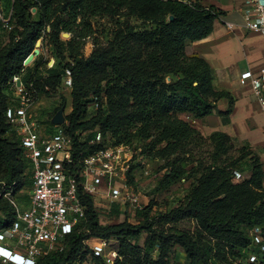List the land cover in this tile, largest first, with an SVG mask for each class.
I'll use <instances>...</instances> for the list:
<instances>
[{"label":"trees","instance_id":"obj_1","mask_svg":"<svg viewBox=\"0 0 264 264\" xmlns=\"http://www.w3.org/2000/svg\"><path fill=\"white\" fill-rule=\"evenodd\" d=\"M0 1L9 18L7 25L0 20V182L15 198L30 202L34 170L7 115L10 107L19 104L14 78L20 77L36 102L41 93L50 94L64 84L67 68L73 78L72 110L62 125L73 137L76 161L108 145L131 146L145 140L150 156L170 161L161 188L171 190L183 178L193 180L170 211L151 215L153 203L141 208L139 223H102L95 195L81 186L84 219L61 241L63 248L39 257L36 264H80L89 259L93 264H109L85 244L91 237L111 240L118 250L112 264H181L175 259L177 246L184 249L188 264H264V259L251 262L248 257L253 243L250 229L260 226L264 235L260 154L249 142L220 130L206 135L182 117L183 113L191 118L228 116L234 107L233 94L215 86L213 67L190 47L213 31L222 9L198 0ZM96 17L113 22L107 41L94 22ZM63 32H69L70 38H64ZM38 39H43L44 48L52 45L61 61L49 65L42 50L26 65ZM89 39L94 49L87 55ZM222 99L229 102L227 110L219 109ZM92 106L96 109L88 117ZM38 116L34 115L37 120ZM54 126L53 122L43 125L48 132ZM90 131L83 141L82 134ZM206 144L211 147L207 155L201 148ZM190 162L196 165L186 169ZM79 167L77 163L72 171ZM23 190L29 191L22 195ZM15 215L11 199L1 197L0 231L12 225ZM180 218L193 219L196 227L176 226ZM168 222L172 225H164Z\"/></svg>","mask_w":264,"mask_h":264},{"label":"built area","instance_id":"obj_2","mask_svg":"<svg viewBox=\"0 0 264 264\" xmlns=\"http://www.w3.org/2000/svg\"><path fill=\"white\" fill-rule=\"evenodd\" d=\"M246 1L244 24L250 31L259 32L264 37V0ZM2 9L0 1V20L7 25L9 18ZM227 26L230 29L235 27L232 22H227ZM14 81L19 104L15 108L10 107L7 115L20 135L34 173L33 186L29 192L30 202L23 208L19 207L14 192L6 189L5 182H0V198H10L16 207L12 225L0 231V238L10 241L0 242V264H36L39 257L63 248L61 241L84 219L85 206L79 194L81 186L85 192L93 195L105 193L112 201L124 199L136 209L143 206L139 194L123 192V185L119 182V178H123V170L129 167L123 157L128 146L108 145L76 161L71 134L62 124H55L52 132L39 128V122L31 112L35 103L34 93L26 90L20 77L16 76ZM241 82L252 86L264 113V66L258 71L247 70L242 73ZM64 85H73L72 71L69 68L66 69ZM100 139L101 134L98 133L96 140ZM77 163L80 164L78 171H72ZM102 181L105 183V191L102 189ZM250 233L253 243L248 251L249 260L255 262L264 259V235L261 227H253ZM110 241L91 237L85 240V244L112 264L118 250Z\"/></svg>","mask_w":264,"mask_h":264},{"label":"crops","instance_id":"obj_3","mask_svg":"<svg viewBox=\"0 0 264 264\" xmlns=\"http://www.w3.org/2000/svg\"><path fill=\"white\" fill-rule=\"evenodd\" d=\"M198 1L218 7L224 14L215 20L208 36L191 42L190 47L211 64L215 86L229 90L235 104L228 116L214 113L204 118H191L188 113H183L182 117L190 119L206 135L220 130L239 142H249L264 162V113L252 86L241 82L242 73L258 71L264 66V37L259 32L250 31L244 24L246 0ZM227 22L234 23L235 27L228 28ZM228 108V100H220L219 109Z\"/></svg>","mask_w":264,"mask_h":264},{"label":"rangeland","instance_id":"obj_4","mask_svg":"<svg viewBox=\"0 0 264 264\" xmlns=\"http://www.w3.org/2000/svg\"><path fill=\"white\" fill-rule=\"evenodd\" d=\"M32 11H36L35 7L32 8ZM94 22L99 31H104L102 36L103 40L107 41L110 39L113 23L112 20L96 17L94 18ZM67 33L69 32H63L62 36L64 38H70L71 34L68 35ZM38 41H41V51L44 50L45 53H47V58L49 59L48 64L53 65L54 63L61 61L60 57H56V50L52 45H47V47L44 48V46L42 47L43 39H38ZM36 46L37 43L35 48ZM93 49V40L89 39L84 51L87 55H89ZM71 91L72 87H68L63 84L58 90H55L50 94L41 93L39 95V98L31 108L33 116L39 115V128H44L43 125L45 126V122L52 123L54 116L60 109L64 110L66 123L68 122L67 116L72 110ZM95 109L96 106L89 108L88 117L94 113ZM90 133L92 132L90 131L83 133L82 140H86L90 136ZM146 144L147 141L145 140H137L133 145L128 146L123 152V157L129 164V167L125 168L126 171L123 170L124 175L122 176L123 178H119V182L123 185V192L131 191L139 194L141 205L143 206L142 209H144L150 203H153V211L151 212V215H157L159 213L170 211L176 204H178L184 195L190 190L193 180L191 178L188 180L183 178L171 188L169 186L171 190H167L165 187L161 188L159 183L164 178V175L168 172L170 168V161L168 160V157L165 156H150L148 150L146 149ZM201 148L205 152V155H207V150L211 147L206 144ZM194 165H196V162H190L189 164L185 165V168L191 169V167ZM248 175L249 173H246L245 176L247 177ZM239 176L240 178L243 177L241 174H239ZM101 185H103V187H101L104 189L103 191H105L106 187L104 181L101 182ZM28 191L29 190H23L21 194L25 195L28 193ZM99 194V196L95 195V201L97 203L96 205L99 212V218L102 223L109 224L124 220H128L132 223H139L140 221H143L142 214H139L138 212L142 209H136L124 199H119V201L113 202L111 198L106 197L105 193ZM23 199L24 200H22V197H17V203L20 208H23V206H26L28 203L25 198ZM164 225L167 226L172 224L171 222H168ZM175 225L180 228H186L190 230L196 227L195 221L190 218H180ZM143 241L144 235L141 236L139 243L143 244ZM0 242L10 243V241H4L1 238ZM175 259L178 260V263L180 262L181 264H188L186 253L180 246L176 247ZM90 260L91 259L83 261L80 264H90Z\"/></svg>","mask_w":264,"mask_h":264},{"label":"water","instance_id":"obj_5","mask_svg":"<svg viewBox=\"0 0 264 264\" xmlns=\"http://www.w3.org/2000/svg\"><path fill=\"white\" fill-rule=\"evenodd\" d=\"M173 18H174V16L171 15L170 19H173ZM67 34L70 35V33H67ZM40 44H41V41H38L36 48L25 59V64L26 65L31 63L35 59V57L41 53ZM65 122H66V117L64 115V110L60 109L57 112V114L54 116L53 123H55V124H64Z\"/></svg>","mask_w":264,"mask_h":264}]
</instances>
